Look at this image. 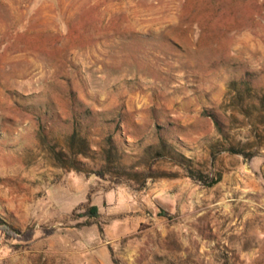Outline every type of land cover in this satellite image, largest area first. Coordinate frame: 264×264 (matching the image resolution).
<instances>
[{
    "label": "rangeland",
    "instance_id": "1",
    "mask_svg": "<svg viewBox=\"0 0 264 264\" xmlns=\"http://www.w3.org/2000/svg\"><path fill=\"white\" fill-rule=\"evenodd\" d=\"M262 98L264 0H0V264H264Z\"/></svg>",
    "mask_w": 264,
    "mask_h": 264
},
{
    "label": "trees",
    "instance_id": "2",
    "mask_svg": "<svg viewBox=\"0 0 264 264\" xmlns=\"http://www.w3.org/2000/svg\"><path fill=\"white\" fill-rule=\"evenodd\" d=\"M264 99H261V102H263ZM76 135L74 134L72 136L73 140L76 139ZM229 152L232 154H240L243 153L241 150L235 149V148H231L229 149ZM82 153V152H81ZM217 180H214L212 182V184H216ZM94 213H97L98 208L97 207H93L92 208ZM0 229H2L3 231H5L9 236L12 235L14 237H19V238H24V239H31L34 235V231L32 229H29L27 232H23L17 228H15L14 226L10 225L9 223L3 221L2 219H0Z\"/></svg>",
    "mask_w": 264,
    "mask_h": 264
}]
</instances>
